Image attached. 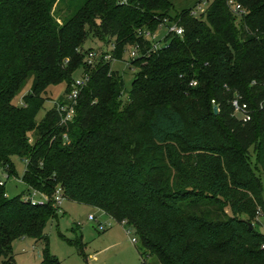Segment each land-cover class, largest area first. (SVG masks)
<instances>
[{"label": "trees", "instance_id": "16d2710c", "mask_svg": "<svg viewBox=\"0 0 264 264\" xmlns=\"http://www.w3.org/2000/svg\"><path fill=\"white\" fill-rule=\"evenodd\" d=\"M238 1L241 15L227 0H213L194 16L193 7L176 11V0H0V165L11 177L17 176L13 157L26 161L21 194L9 197L6 183L0 185L3 264H17L13 243L26 237L44 241L40 264H62L51 254L45 230L61 208L52 199L58 186L65 199L133 227L145 253L160 264H264V233L226 215L227 206L234 211L237 205L233 194L227 203L218 197L227 193L221 177L209 188L199 190L195 178L180 189L161 164L170 142L208 148L191 121L201 109L198 125L220 132L222 146L210 150L234 145L225 150L236 158L231 180L264 207V0ZM164 19L181 25L184 34L169 33L154 48L144 33L155 32ZM90 33L105 42L97 51L111 53L112 60L88 65L82 49ZM129 47L139 50L131 59L139 71L124 101V78L111 65ZM78 69L89 71L90 80L73 120L62 123L58 106L66 103ZM61 83L65 95L38 122L47 88ZM237 93L249 105L250 121L234 111ZM33 192L49 199L34 203Z\"/></svg>", "mask_w": 264, "mask_h": 264}, {"label": "rangeland", "instance_id": "374dc122", "mask_svg": "<svg viewBox=\"0 0 264 264\" xmlns=\"http://www.w3.org/2000/svg\"><path fill=\"white\" fill-rule=\"evenodd\" d=\"M212 1L176 0L175 9L176 11H182L193 7L199 13L204 11ZM198 2H201L200 5L194 8ZM58 8L61 9L62 5H59ZM168 25H171V22L167 21L154 32L155 38L153 40L159 48L165 44V38L169 34ZM104 46L105 42L102 39L90 33L83 44L82 52L88 53L91 50L104 49ZM133 50L129 47L123 59H114L111 65V69L117 71L124 78L125 92L122 97L124 101L128 99L132 81L139 71L137 64L131 63V52ZM86 58L87 54L85 60ZM83 73L84 69H78L74 76L79 77ZM31 83L32 79L28 81L24 90L15 98L16 104H22L23 95L29 91ZM66 87V83H61L47 88L44 94L46 102L36 117L38 122L44 118L47 111L53 108L56 102L63 98ZM202 115L203 111L199 109L195 116H191V121L198 126L196 127L197 132H200L202 136L205 135L207 149L201 151L189 150L184 143L176 141L170 142L164 147L165 156L162 158L164 160L161 164L167 166L165 172L170 174V184H172V187L184 189L193 186L191 182L195 181L196 178L195 183H197L198 189L201 190L204 186L206 188L211 187L215 177H221V187L226 188L227 193L218 192V197L227 203V194H233L234 202L237 205V210L234 211L227 206L225 208L226 215L228 217L243 218L249 221L253 228L264 233V207L256 206L255 200L249 201L253 197L247 191L235 186L231 180L229 173L236 158H234L233 153L225 154L227 152L225 150L227 147H229L228 151L232 150L234 145L232 143L228 144L229 142L224 136L222 141L229 146L223 145V153H215L210 150L214 145L222 146L219 142L218 133L220 132L216 127L201 128L202 126L198 125L197 119ZM221 137L223 138V135ZM125 159V157L120 156L118 161L124 162ZM172 161L178 163L177 169L172 167ZM252 161L257 164L255 156L252 157ZM13 162L16 166L17 176L15 174L7 179L4 170L0 167V179L6 182V193L9 197H15L26 189L21 179L26 168V161L14 156ZM256 167L258 173L262 172L260 165L257 164ZM262 180L264 185V175ZM32 197L36 201L44 200V197L39 193H33ZM45 230L49 240L50 252L62 264H160L156 256L145 253L146 249L133 227L125 228L123 224L100 209L72 200L64 199L62 201L58 216L48 222ZM134 237L137 239L136 242L132 241ZM80 239L82 246L75 243L76 240ZM44 246L45 243L42 240L30 237L17 239L13 243L15 262L17 264H40L43 259ZM0 264H3L2 259H0Z\"/></svg>", "mask_w": 264, "mask_h": 264}, {"label": "built area", "instance_id": "2783aa9c", "mask_svg": "<svg viewBox=\"0 0 264 264\" xmlns=\"http://www.w3.org/2000/svg\"><path fill=\"white\" fill-rule=\"evenodd\" d=\"M122 1H125V0H122ZM227 4L230 6L231 10L237 15H241L244 12V9L242 8L241 3L238 0H227ZM192 14L194 16H198L200 14V12L198 13V11L196 9H194L192 11ZM166 22L167 21L165 20V23ZM168 29H169V33H173V34H176L179 36H182L184 34V28L176 22L171 23V25H168ZM144 36H145V38H148V39L154 41L153 40L155 38L154 32L153 33L149 32V31L145 32ZM153 47L159 48L155 42H153ZM139 54H140L139 50L137 48H135L131 52L132 59L137 57ZM101 58H103L107 61L113 59L111 53H107L106 55H102L97 50H91L87 53L86 61H87L88 65H90L91 67H94L96 65L97 61ZM89 80H90V72L85 71V70L81 76L75 77L74 81L71 84L70 92H68L66 94V103L60 104L58 106V109H59L60 113L62 114V123H67V122H70L73 120L75 113H76L77 100L79 98V95H80L82 89L87 85ZM213 102L215 103L214 100H213ZM232 105L234 107V111H235L236 115L238 114V118H240L244 122L250 121L252 119V112L249 108V105H248V103L242 101V98L240 95H236V97L232 101ZM0 167L4 170L5 177L7 179H9L10 176H9V173H8L6 167H2L1 165H0ZM4 183H6V182L4 180L0 179V185H3ZM33 193H39V192H33ZM39 194H41V193H39ZM41 195L44 197V200H42V201H36V200H34V198L32 196L30 198L32 199V201L34 203H36V202L42 203V202L47 201L49 199L48 196L43 195V194H41ZM52 199H53L54 205L60 208L62 201L65 199L63 189L61 186H58L56 188V191H55ZM100 226H101V224H100ZM132 241L136 242L137 239L134 237L132 239Z\"/></svg>", "mask_w": 264, "mask_h": 264}, {"label": "water", "instance_id": "95a60500", "mask_svg": "<svg viewBox=\"0 0 264 264\" xmlns=\"http://www.w3.org/2000/svg\"><path fill=\"white\" fill-rule=\"evenodd\" d=\"M219 111L218 107L217 106H214V113L217 114ZM250 225V228L253 229V225L252 224H249Z\"/></svg>", "mask_w": 264, "mask_h": 264}]
</instances>
